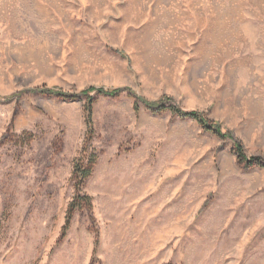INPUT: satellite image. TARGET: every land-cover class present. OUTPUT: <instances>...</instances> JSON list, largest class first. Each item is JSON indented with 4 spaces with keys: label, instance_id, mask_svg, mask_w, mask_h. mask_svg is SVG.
<instances>
[{
    "label": "rangeland",
    "instance_id": "rangeland-1",
    "mask_svg": "<svg viewBox=\"0 0 264 264\" xmlns=\"http://www.w3.org/2000/svg\"><path fill=\"white\" fill-rule=\"evenodd\" d=\"M0 264H264V0H0Z\"/></svg>",
    "mask_w": 264,
    "mask_h": 264
},
{
    "label": "trees",
    "instance_id": "trees-1",
    "mask_svg": "<svg viewBox=\"0 0 264 264\" xmlns=\"http://www.w3.org/2000/svg\"><path fill=\"white\" fill-rule=\"evenodd\" d=\"M92 105V104H90ZM89 109H91V106H89ZM172 111L174 113H178L180 116L185 117H191L197 121H199L204 128L208 129L209 131H212L213 133L217 134L218 136H221V132L219 128L213 126L212 124L205 121L203 118H201L200 114L196 111H183L180 110L177 107L172 108ZM89 157L90 154H86ZM237 155L240 160L244 161L246 160L245 153L243 151V148L240 144L237 145ZM95 160L93 159L90 161V163H94ZM93 169L89 166V163L84 158L78 159L74 166V174L76 175V178L78 179V188H77V195L74 197L73 201L70 203L68 208V214H67V220L70 221L72 219L73 213L76 209L81 208V205L86 204L90 205L91 199L89 196H86V194L82 191V186L86 183L87 179L91 176Z\"/></svg>",
    "mask_w": 264,
    "mask_h": 264
}]
</instances>
